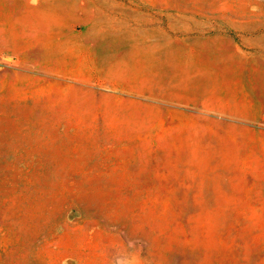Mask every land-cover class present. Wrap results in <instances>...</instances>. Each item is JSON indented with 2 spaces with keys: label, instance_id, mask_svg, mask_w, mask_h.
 <instances>
[{
  "label": "rangeland",
  "instance_id": "obj_1",
  "mask_svg": "<svg viewBox=\"0 0 264 264\" xmlns=\"http://www.w3.org/2000/svg\"><path fill=\"white\" fill-rule=\"evenodd\" d=\"M116 257L264 264V0H0V264Z\"/></svg>",
  "mask_w": 264,
  "mask_h": 264
},
{
  "label": "water",
  "instance_id": "obj_2",
  "mask_svg": "<svg viewBox=\"0 0 264 264\" xmlns=\"http://www.w3.org/2000/svg\"><path fill=\"white\" fill-rule=\"evenodd\" d=\"M5 60H7V61H11V58L6 57ZM124 262H125V259H124L123 257H116V258L114 259V263H115V264H124Z\"/></svg>",
  "mask_w": 264,
  "mask_h": 264
}]
</instances>
